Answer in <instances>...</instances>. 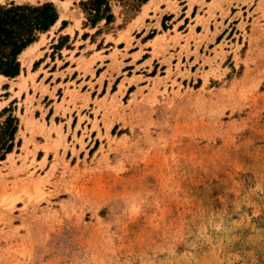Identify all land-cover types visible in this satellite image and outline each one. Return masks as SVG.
I'll list each match as a JSON object with an SVG mask.
<instances>
[{
  "label": "rangeland",
  "instance_id": "374dc122",
  "mask_svg": "<svg viewBox=\"0 0 264 264\" xmlns=\"http://www.w3.org/2000/svg\"><path fill=\"white\" fill-rule=\"evenodd\" d=\"M85 1L0 0L58 14L0 75V264H264V0Z\"/></svg>",
  "mask_w": 264,
  "mask_h": 264
},
{
  "label": "trees",
  "instance_id": "16d2710c",
  "mask_svg": "<svg viewBox=\"0 0 264 264\" xmlns=\"http://www.w3.org/2000/svg\"><path fill=\"white\" fill-rule=\"evenodd\" d=\"M148 0H138L140 5ZM110 0H86L80 3L86 13L88 22L95 26L105 21V25L113 22ZM139 5V6H140ZM58 20V14L51 3L40 6H0V75L13 78L19 74L17 57L28 46L37 40V35L47 32ZM65 22H62V26ZM59 47H54L59 49ZM3 112H6L4 109ZM18 130V119L9 115L0 124V161L12 152ZM20 141L17 142V146Z\"/></svg>",
  "mask_w": 264,
  "mask_h": 264
},
{
  "label": "crops",
  "instance_id": "0c3cea01",
  "mask_svg": "<svg viewBox=\"0 0 264 264\" xmlns=\"http://www.w3.org/2000/svg\"><path fill=\"white\" fill-rule=\"evenodd\" d=\"M79 24L81 23L80 21L78 22ZM71 25V24H69ZM65 30V29H63ZM74 32V31H73ZM74 35H76V33L74 32ZM88 38V37H87ZM87 38L85 40H83L82 42L83 43H86L87 42ZM90 38V37H89ZM88 44V48L92 49L93 50V47H94V50L91 51V53L89 55H87V57H85L86 59H90L91 57H93V55L95 53H100L101 50L103 51L100 55L102 57V59H95L94 60V66H92L91 70H92V74L90 72H87L85 74L86 78L84 80V85L87 83L88 80L91 79V77H93L90 81V83L93 85V91H88L86 89V86H83L80 93L82 95H84L83 98H77V100H86L88 98V100H90L89 102H91L92 100H102L104 98V96H106L107 94V54L110 52L107 47H105V49H100V50H97V46L94 45V43H91V42H87ZM105 46H107V44H105ZM111 48V47H110ZM97 50V51H96ZM108 50V51H107ZM95 52V53H94ZM108 52V53H107ZM138 50H135L133 52H131L130 54H128V56H132L134 53H137ZM102 62V64L100 65V63ZM142 62H140L139 64H141ZM67 69L66 68H63V71ZM97 69H100L99 72L97 73ZM75 70V67H72V71ZM54 73V71H53ZM79 75H81V73H79ZM91 76V77H90ZM81 82V78L77 80V83ZM67 83V82H65ZM76 83V84H77ZM133 85V84H131ZM131 85H125L126 89L128 87H130ZM104 92V93H101V92ZM98 93L100 92V94H103V95H100V96H97L95 93ZM68 99V98H67ZM88 102V103H89ZM75 115V114H74ZM75 118V117H74Z\"/></svg>",
  "mask_w": 264,
  "mask_h": 264
}]
</instances>
